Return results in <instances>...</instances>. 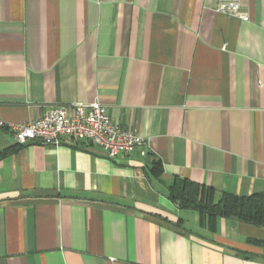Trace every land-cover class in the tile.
Returning a JSON list of instances; mask_svg holds the SVG:
<instances>
[{
    "label": "crops",
    "instance_id": "crops-1",
    "mask_svg": "<svg viewBox=\"0 0 264 264\" xmlns=\"http://www.w3.org/2000/svg\"><path fill=\"white\" fill-rule=\"evenodd\" d=\"M220 1L0 0V264H264V227L210 230L167 196L175 178L264 192V0H236L247 20ZM96 99L145 143L16 141Z\"/></svg>",
    "mask_w": 264,
    "mask_h": 264
},
{
    "label": "built area",
    "instance_id": "built-area-1",
    "mask_svg": "<svg viewBox=\"0 0 264 264\" xmlns=\"http://www.w3.org/2000/svg\"><path fill=\"white\" fill-rule=\"evenodd\" d=\"M216 11L247 20L236 0H222ZM18 143H49L60 145L63 137L73 138L100 147L105 156L114 159L145 143L136 131L117 125L107 114L106 106L98 99L70 106L51 105L34 120L12 125Z\"/></svg>",
    "mask_w": 264,
    "mask_h": 264
},
{
    "label": "trees",
    "instance_id": "trees-1",
    "mask_svg": "<svg viewBox=\"0 0 264 264\" xmlns=\"http://www.w3.org/2000/svg\"><path fill=\"white\" fill-rule=\"evenodd\" d=\"M15 149L0 150V159L14 152ZM152 170H155L154 173L157 175L160 173L157 164ZM167 196L178 208L197 211L200 220H205L210 230L214 228L216 219L220 217L264 227V192L247 195L224 192L216 199L212 188L187 179L175 178L167 186Z\"/></svg>",
    "mask_w": 264,
    "mask_h": 264
}]
</instances>
